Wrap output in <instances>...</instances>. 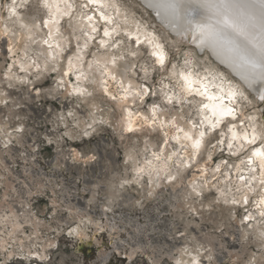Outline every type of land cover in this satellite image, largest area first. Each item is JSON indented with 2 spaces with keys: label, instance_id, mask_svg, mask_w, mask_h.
<instances>
[{
  "label": "rangeland",
  "instance_id": "obj_1",
  "mask_svg": "<svg viewBox=\"0 0 264 264\" xmlns=\"http://www.w3.org/2000/svg\"><path fill=\"white\" fill-rule=\"evenodd\" d=\"M114 1L154 32L168 69L155 63L146 45L116 35L115 42L131 49L124 52V63L132 65L135 83L148 84L158 93L127 107L151 118L152 102L163 101L160 93L179 95L186 102L162 103L164 120L175 115L186 124L189 119L199 123L204 100L184 94L177 76L191 69L212 72V62L163 30L135 0ZM12 5L13 0H0V128L5 134L0 136V264H175L177 251L191 243L197 244L200 264H262L264 248L256 232L264 230V207L254 185L260 172L255 160L249 163L250 151L259 142L240 147L232 141L229 149L227 141L233 125L237 133L249 130L253 120L264 125V107L251 94L240 93L233 103L235 119L210 131L199 154L171 122L156 120L149 127L143 115H134L136 130L127 132L117 123L121 118L116 105L125 104L122 84L101 73L100 79L90 75L83 85L76 81V71L63 76L61 61L54 71H44L39 67L44 61L40 47L47 34L41 21L47 13L39 0H15L16 15L10 12ZM19 16L38 18L39 44L20 28ZM97 36L88 45L87 60L98 50ZM77 41L75 46L81 47ZM65 44L63 57L74 45ZM26 60L32 64L24 69ZM6 74L14 75L13 81ZM86 83L98 86L88 91ZM74 86L91 95H74L68 91ZM88 98L96 102L92 113L97 122L86 129L85 122L92 123ZM162 166L155 184L158 179L160 183L149 195L150 171ZM168 173L176 179H166ZM109 185L115 189L111 198L106 195ZM193 187L200 195H188ZM246 193L248 204L240 200ZM181 199L187 203L178 207ZM11 214L19 224L14 232L4 221ZM70 227H77V235H68Z\"/></svg>",
  "mask_w": 264,
  "mask_h": 264
},
{
  "label": "bare ground",
  "instance_id": "obj_2",
  "mask_svg": "<svg viewBox=\"0 0 264 264\" xmlns=\"http://www.w3.org/2000/svg\"><path fill=\"white\" fill-rule=\"evenodd\" d=\"M39 1L41 2L42 7L47 13L44 19L49 18V9L43 6V0H39ZM135 1L139 4V6H141L142 9L150 12L154 20L168 34L173 36L176 40H184L187 43L192 44L198 53L205 54L207 58L212 62V65L214 66L212 69V72H210V70H207L206 72H201L198 70L192 71L191 69V71L179 73L177 78L181 86L183 85V81L180 79V76L183 73L185 75H190V78L195 82L194 88H199L201 92H204L205 89L201 88L200 85L201 84L206 85V90L209 95H221L220 87L223 86L225 90V92L223 93V95H225L224 103L232 107L233 109H234L233 103L240 93L251 94L255 102L257 104L260 103L264 107V101L260 99L261 92H264V85H262L259 82L249 85L246 81L242 79L241 70L235 68L228 61L227 58H225L222 55H219L217 51L214 50L213 47L209 46L206 42H202L201 36H200V26L215 21V17L213 16L212 12L206 6V0H168V2L175 3L177 5L175 9H158L155 7H148L146 6L148 3V0H135ZM48 2L53 5L52 10H51L53 14L56 13L57 5H59V8L61 9V11H63L64 4H62L60 0H48ZM68 2L71 3L73 6L72 14H71V24L68 22L69 16H60L59 17L60 23L57 26L59 30L57 31L55 28L53 29L54 39L50 41V43L53 44V47L49 48L47 44H44V45L41 44L40 51L44 57V61L43 62L41 61L42 63H41V66L39 67H41L44 71H47L46 66H47V69H52L54 68V66H59L60 61H61V67H62L61 73L62 74L64 73L63 74L64 77H66L69 72L76 71L77 73L76 77L81 76V79L79 82L84 85L86 81L90 80L89 78L90 75H93L97 77L98 79H100L101 76L99 75H101V73L103 74L105 73L107 76H111L114 79L118 80V82L122 84L123 88L126 89L129 85V82H131L132 84H136L133 77L131 76L133 73L132 65L131 64L127 65L124 63L125 62L124 52L130 53L131 49L123 46L121 42L116 43L114 39L115 36L116 35L126 36L127 38L132 39L134 43H136V39L137 37H139V40L141 41L140 44L146 45L150 53L157 45L159 46L160 50L163 51L160 40L155 36L154 32L150 30L149 27H147V25L143 22V20L135 16L134 13L131 12V10H126L125 8H122L116 1L97 0V3L95 4H89L88 0H68ZM101 5H103V7H101ZM256 8H259L258 3L256 4ZM101 14H104L110 17L112 20V23L106 24L103 20H101L100 19ZM88 16H92L93 21H88L87 20ZM41 22H42L41 25L43 26V21ZM17 23L19 24L20 28L24 30L25 33L31 38V40L33 39L37 40L38 37L41 36L40 25H39V21L37 17L19 16ZM81 23H83L85 27H82V28L77 27V25ZM90 23L94 24L97 27L98 31L96 33H91L90 29L87 28V25ZM31 24H36L38 25V27L30 31L27 25H31ZM106 27L110 31L115 29V31H112V36L110 38L104 36V28ZM43 30H44V34L43 33L42 34L43 35L47 34V36L46 35L45 36L48 40L49 38L48 29L43 26ZM76 32L84 33L83 36L78 35L79 43L81 44V47L78 46V48L75 46V44L78 45V41H77L78 37H75ZM86 33H88L92 37L95 35H98L97 36L98 41L96 42V47L98 48V50L95 52H92V55L90 56L89 60H87L86 59L87 56H85L87 53L88 47L84 48L83 44L85 40H87V43L89 45L93 41L94 38L88 39V35H86ZM129 33L131 34V36H129ZM227 34L229 35L231 39L237 42H240V40L242 39V38L236 37L234 34L230 32V30L228 31ZM250 35L253 37V42L248 44V48L251 50H254L253 44H255L258 47L259 40H258L256 33L253 32V33H250ZM40 39L43 40L42 37ZM102 39L108 40L109 45H115V46L109 47V45H105L104 47H106L107 49L106 51H103L104 47H101L99 44V41ZM37 42L39 44L40 41L37 40ZM67 42L72 43V45L74 44L73 49L69 55L63 57L62 50L64 49V47H66L65 43ZM57 43L60 44L59 48L57 47ZM78 50L83 55V60H76L75 58H73L72 67L70 68L69 67V57H75ZM49 53H51L52 55H48ZM93 53H95L97 57H105V56L108 57V60H109L108 64L105 65L103 60L94 59ZM113 55L117 57H123L122 59L116 60L115 68H113V64L111 62ZM53 57L55 58L53 59ZM89 63H91V67H89ZM31 64L32 63L26 60V62H24V64L22 65V68L26 69ZM65 73H67V75H65ZM82 73L83 75H81ZM85 76L87 77V79L84 78ZM16 80L17 79L15 78L14 82H16ZM97 86L98 84L92 85L91 83H88L86 85V88L88 91L89 89L96 90L95 88ZM230 87L237 92V95L231 101H229L226 96L227 90ZM68 91L73 92V87L69 88ZM104 91L107 92L106 90ZM200 97L203 98L204 103H212L211 101H208L206 99V96H200ZM3 98L4 96L0 95V100H2ZM86 101H87L86 102L87 105L90 107L89 108L90 112H92L94 108H96L95 107L96 102L93 101L92 98H88ZM128 103H133L131 97L127 101V104ZM116 106L118 109V114L121 118L119 122L117 121L118 126L121 127L123 130H125V123H126L125 117L127 116V113L123 111L125 104L123 105L122 103H120V104H117ZM166 115H167L166 112H164V119L167 118ZM229 119L231 120L232 117L229 116L225 118L224 121H227ZM171 121H172V118H171ZM177 121L181 126L187 125L188 127H191L190 124L188 123L186 124L184 121H182L180 117H177ZM80 126L82 127L83 123H81ZM249 127H250L249 130L247 131L245 130L242 133H237V134L242 136L244 132H247L248 135L251 136L254 130L258 134L262 129H264V125L261 124L257 120L256 121L253 120L252 123L249 125ZM4 135H5L4 130L0 128V136L4 137ZM231 136H232V133L228 131V140L231 139ZM183 138H184V134H183ZM234 142H236L238 145H241L243 143V140L234 141ZM188 144L191 146V143L189 141H188ZM244 146H248V145L245 144ZM126 155L128 157H131L132 154L130 153V151H126ZM250 156L252 160L256 161V165L259 167V172H260L259 178L260 179H259V182L254 185L256 188H258L261 191L260 192V198H261L262 196H264V186H262L260 183L261 179H264V175H262V168H261L262 160L260 157L252 156V151H250ZM133 166L136 167V165H133ZM163 171H164L163 166L157 170L151 169L150 171L151 176L149 177L150 192H152L156 188V186L160 183L158 179V183L155 184V182L157 181L156 179L157 176L162 175ZM114 193H115V189H113L112 186L110 187L109 185L108 191H107L108 197L110 198L113 197ZM189 193L188 195L192 196ZM245 195L248 196L249 194L246 193ZM240 200L243 202V199H240ZM186 203L187 202L184 201V199H181L177 206L182 207ZM262 206L264 207V205ZM4 218H5L4 221L10 224L13 232L17 230V228L19 227V224L14 214H11L9 216H4ZM262 230L263 229H260L256 232V237L259 240L258 245L264 248V242H261V239H260V233L262 232ZM1 242L2 240H0V243ZM203 242L210 245V241L208 238L203 239ZM0 248H3V245L0 244ZM185 249H187V252H185ZM196 249H198L197 244H193V243L189 244V246L179 249L177 251V257L174 259L175 264H186L188 260L192 259L193 257L197 255V252L195 251ZM262 264H264V262Z\"/></svg>",
  "mask_w": 264,
  "mask_h": 264
},
{
  "label": "snow or ice",
  "instance_id": "obj_3",
  "mask_svg": "<svg viewBox=\"0 0 264 264\" xmlns=\"http://www.w3.org/2000/svg\"><path fill=\"white\" fill-rule=\"evenodd\" d=\"M60 2L64 4L63 11H61L59 5H57L56 13L53 14L51 11L53 5L50 4L48 0H43V6L49 9V18L43 20V26L48 29L49 33V38L48 40H45L44 43L47 44L49 48L53 47V44L50 43V41L54 39L53 29L55 28L57 31L59 30L57 27L60 23L59 17L69 16L68 22L71 24V14L73 6L68 2V0H60ZM88 3L95 4L97 3V0H88ZM257 3L259 4V8H256ZM146 6L155 7L158 9H175L177 7L175 3H170L168 2V0H148ZM206 6L212 12L213 16L215 17V21L200 26V36L202 42H206L209 46L213 47L219 55L227 58L235 68L241 70L242 79L249 85L255 84L257 82L264 85V0H206ZM101 7H103V5H101ZM10 12L12 15H16L15 0H13V5L10 9ZM100 19L103 20L106 24L112 23L111 18L104 14L100 15ZM87 20L93 21V17L88 16ZM27 26L29 27L30 31L38 27V25L36 24ZM77 27L82 28L85 27V25L81 23L77 25ZM87 28L90 29L91 33H96L98 31L97 27L92 23L88 24ZM229 30L236 37L242 38L240 42H237L229 37V35L227 34ZM112 31H115V29H113ZM112 31H110L107 27L104 28V36L110 38L112 36ZM253 32L257 34L259 45L257 47L255 44H253L254 50H251L248 48V44L253 42V37L250 35V33ZM86 35H88V39H93V37L88 33H86ZM129 36H131L130 33ZM77 39L79 40V38ZM116 43H119V41H116ZM136 43H141L139 37H137ZM99 44L101 47H104L105 45H109V41L102 39L99 41ZM113 46L115 45H109V47ZM57 47H60L59 43H57ZM83 47H88L87 40H85ZM9 51H11V49H9ZM48 55L52 54L49 53ZM150 55L154 57L155 63L158 64L162 70L168 71L165 66V54L162 50H160L158 45L151 51ZM93 57L96 60H103L105 65H107L109 62L108 57L106 56L97 57L96 54L93 53ZM54 58L55 57H53V59ZM73 58H75L76 60H83V55L78 50L75 57H69L70 68L72 67ZM122 58L123 57H117L113 55L111 60L113 68H115L116 66V60ZM89 67H91V63H89ZM46 70L54 71L55 69H47L46 66ZM65 75H67V73H65ZM81 75H83V73ZM173 75H175L174 72ZM5 78L11 81L14 77L6 74ZM84 78L87 79L86 76ZM76 79L77 81H80L81 76H77ZM180 79L183 81V85L181 86V90L183 93H185L186 95H192L194 93L195 95L206 96V99L212 102L200 103L199 110L201 113V118L199 120V123H196L193 120L189 119L188 124H190L191 127H188L187 125L181 126L178 123L177 117L175 115H173L172 121H165L162 103L172 105L174 103L182 104L186 101L179 95L173 96L163 92L160 93V95L163 96L162 103L153 101L151 104V118L139 112L133 113L127 107V101L129 100V97H131L133 103H135L137 98L141 102L146 103L147 97L157 96L158 93L155 92L148 84L140 85L132 84L131 82H129V85L124 90V95L122 97V99L126 102L123 108V111L127 113V116L125 117V130L127 132H133L136 130L133 127L132 121V117L134 115H143V119L146 121L149 127H152L156 120H160L162 123L171 122L173 123V126L176 127L178 132H183L184 139L188 140L191 143L194 154H199L205 145V137L209 134V132L217 129L225 118L231 116L233 119H235V110L224 103L225 95H223V93L225 92V90L223 86L220 87L221 95H209L206 90V85H200L201 88L205 89L204 92H201L199 88H194L195 82L190 78V75H185L182 73ZM58 83L60 85H63V79H61ZM133 90L135 92L134 95ZM35 91L37 92V94H39L40 90L35 89ZM73 94L77 96L91 95L90 92L79 86L73 87ZM236 95L237 92L231 87L227 90L226 96L229 101L233 100ZM112 99L115 100L116 97L113 96ZM260 99L264 101V92H261ZM68 115L73 116V113L69 111ZM88 115L91 118L92 123L85 122L86 129L93 128V124L97 122L96 117L92 112H89ZM60 119L64 120V117L61 116ZM206 125L207 127H205ZM77 126H79V121H77ZM234 127L235 126L233 125L229 128L232 136L231 139L227 141L228 148L231 149L233 147L232 141L243 140V143L240 145V147H244L245 144L257 145V141H259L258 146L252 148L251 151L252 156L261 158L262 175H264V129H262L258 134L254 130L251 136H249L247 132H244L243 135L240 136L236 131H233ZM86 129L83 133L85 136L90 134ZM197 129H199L198 132L196 131ZM175 139H179V137L177 136L175 137ZM165 143H167V141H165ZM220 143L224 144L225 141L221 140ZM5 147H7V144H5ZM251 160L252 158L249 157V163H251ZM188 166L189 165L181 164L178 167ZM166 179H168L169 181H174L176 177L168 173L166 175ZM129 182L131 183V181ZM260 183L262 186H264V179H261ZM189 194L198 196L200 195V192L197 191L195 187H193L192 192ZM149 195H151V192H149ZM243 202L244 204L249 203V198L247 195L244 196ZM232 203H239V201L233 200ZM259 205H264V196L260 198ZM260 214L261 216H264V208L261 209ZM251 218V215L244 217L241 223H244V221L250 220ZM76 234L77 229H73L70 227L68 230V235L74 236ZM181 235L184 234L181 233ZM260 239L261 242H264V231L260 233ZM195 251L197 252V255L188 260L186 264H200V261L198 259L199 250L196 249ZM185 252H187V249H185Z\"/></svg>",
  "mask_w": 264,
  "mask_h": 264
}]
</instances>
